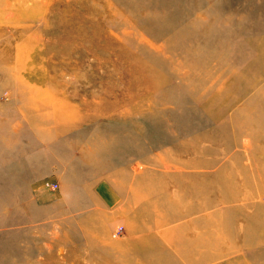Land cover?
<instances>
[{
    "label": "rangeland",
    "instance_id": "1",
    "mask_svg": "<svg viewBox=\"0 0 264 264\" xmlns=\"http://www.w3.org/2000/svg\"><path fill=\"white\" fill-rule=\"evenodd\" d=\"M89 228L101 256L264 264V0H0V264L69 263Z\"/></svg>",
    "mask_w": 264,
    "mask_h": 264
},
{
    "label": "crops",
    "instance_id": "2",
    "mask_svg": "<svg viewBox=\"0 0 264 264\" xmlns=\"http://www.w3.org/2000/svg\"><path fill=\"white\" fill-rule=\"evenodd\" d=\"M41 158L44 159L45 161V167H49L50 162L55 165L52 166L50 170L46 171L44 175L41 174L42 171H39V172L30 171L28 173V178H30L28 179V181L37 183L46 177L48 178L49 175L52 174L53 170H55L53 169V167L58 168L56 158H53V157L48 158L47 156L46 157L41 156ZM27 161L28 162L26 163L28 164L24 166L26 167L25 171L34 170V167H35L34 164H36L35 162H33L34 160L30 159ZM106 194H107L106 196L101 195L99 197L100 199L104 201L105 204L107 203L106 201L111 202L112 200L115 203V200H119L121 198L120 200H122L123 203H125V207L117 206L115 210L118 212L119 211L122 212L123 210L130 211L129 200L134 199L132 198V195H131L133 193L127 192L123 194L122 192H120L119 193L120 195L118 197L112 194H108V193ZM137 194H138L137 199H141V200L144 199L143 192H138ZM139 203H137L136 205L142 207L143 204H139ZM116 216H119V215L118 214L114 215V213H112V216H110V218L108 219L110 226L112 225V223H114L115 220H118V217ZM90 217H92L91 211H90ZM121 217L123 216L121 215ZM125 221L127 222L128 219L126 218ZM92 222L93 220L89 218L88 223L90 224V226ZM96 222H98V220ZM131 243L132 241H130V243L126 247L125 246L120 247V249H123V250L121 251V254L118 255V257H113L110 255L107 256L106 253L104 256H101L99 255L101 251L98 249L99 248H105V249L109 248V246H112V244L109 242L107 238L99 239V240H97V238H92V229L89 228L88 240L82 242L81 240L74 239L72 243L73 254L71 258L68 257V260L70 261L69 263L64 260L63 261L60 260L59 249L62 247L63 241H58V240L49 241V240L39 239V240L28 241L27 245L24 246V251H19V252H16L14 255L7 256V264H112L114 261L119 264H123L124 262L127 264L131 258L128 255L127 251H124V250H127ZM85 249H88V254L82 255V253H86L87 250ZM131 260H134V259H131ZM133 262H136V263H141V262L157 263L158 262V263H163V264H170V263L175 264L176 256L175 255L173 256L165 255L163 257H146V258L142 257V258H136Z\"/></svg>",
    "mask_w": 264,
    "mask_h": 264
},
{
    "label": "built area",
    "instance_id": "3",
    "mask_svg": "<svg viewBox=\"0 0 264 264\" xmlns=\"http://www.w3.org/2000/svg\"><path fill=\"white\" fill-rule=\"evenodd\" d=\"M52 189H55L56 188V185H52V187H51ZM121 232H122V227H118V228H116L115 230H114V233H113V238H116V237H118V236H120L121 235Z\"/></svg>",
    "mask_w": 264,
    "mask_h": 264
}]
</instances>
